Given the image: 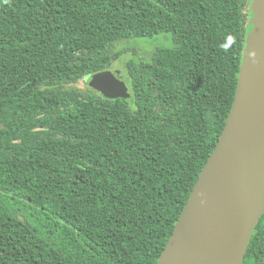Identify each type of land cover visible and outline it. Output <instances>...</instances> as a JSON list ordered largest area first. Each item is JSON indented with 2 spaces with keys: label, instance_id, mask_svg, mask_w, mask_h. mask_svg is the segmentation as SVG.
Instances as JSON below:
<instances>
[{
  "label": "trees",
  "instance_id": "trees-1",
  "mask_svg": "<svg viewBox=\"0 0 264 264\" xmlns=\"http://www.w3.org/2000/svg\"><path fill=\"white\" fill-rule=\"evenodd\" d=\"M250 2L0 0V264H155L230 111ZM126 52L131 96L75 85ZM243 264H264V212Z\"/></svg>",
  "mask_w": 264,
  "mask_h": 264
},
{
  "label": "water",
  "instance_id": "water-1",
  "mask_svg": "<svg viewBox=\"0 0 264 264\" xmlns=\"http://www.w3.org/2000/svg\"><path fill=\"white\" fill-rule=\"evenodd\" d=\"M249 8L230 111L155 264H243L264 212V0ZM89 85L106 97L131 96L125 72H96Z\"/></svg>",
  "mask_w": 264,
  "mask_h": 264
},
{
  "label": "rangeland",
  "instance_id": "rangeland-1",
  "mask_svg": "<svg viewBox=\"0 0 264 264\" xmlns=\"http://www.w3.org/2000/svg\"><path fill=\"white\" fill-rule=\"evenodd\" d=\"M130 43H131V41L126 40V41L121 42V44H119V46H123V45L128 46V44H130ZM132 44H133L132 47H134V44H137L138 51L145 54V50L151 51L157 45H170L171 44V35L168 32L167 33H159V34L154 35L153 37H150V38L136 39V40L133 39ZM129 54L130 53L126 52V53L122 54V56L115 59L112 62L111 66L108 68V70L113 72L116 75L121 73L123 70L121 65L130 57ZM87 83H88V81H86L85 79H83V80L81 79L75 85H77L81 89H87V87H90Z\"/></svg>",
  "mask_w": 264,
  "mask_h": 264
}]
</instances>
